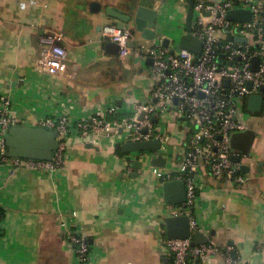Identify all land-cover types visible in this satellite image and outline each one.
<instances>
[{
	"label": "crops",
	"instance_id": "crops-1",
	"mask_svg": "<svg viewBox=\"0 0 264 264\" xmlns=\"http://www.w3.org/2000/svg\"><path fill=\"white\" fill-rule=\"evenodd\" d=\"M138 1L158 10V36L179 38L186 32L182 0H0V95L12 98L18 125L36 126L38 119L59 112L72 121L93 115L113 119L106 113L110 106L127 116L132 105L148 100L155 84L150 57L107 51L106 43L113 41L103 36L115 21L106 8L127 12ZM48 31L64 34L67 73L53 75L37 67L40 37ZM145 42L153 40L132 32L133 46ZM238 119L256 132L251 155L241 159L247 181L228 183L206 174L196 216L209 240L232 248L234 264H264V112L248 110V99H242ZM165 120L168 142L160 154L167 159L164 170L177 175L182 120L173 114ZM68 142L66 163L55 171L21 167L10 174L8 167L0 169L5 211L0 264H77L60 224L73 211L93 249L90 264H173L164 243L166 219L172 216L171 205L181 204L165 200L151 165L155 157L131 158L135 154L122 150V137L85 139L72 131ZM195 264L226 261L216 254Z\"/></svg>",
	"mask_w": 264,
	"mask_h": 264
},
{
	"label": "built area",
	"instance_id": "built-area-1",
	"mask_svg": "<svg viewBox=\"0 0 264 264\" xmlns=\"http://www.w3.org/2000/svg\"><path fill=\"white\" fill-rule=\"evenodd\" d=\"M182 2L186 17L187 3L185 0ZM238 9L250 10L252 20H229V11ZM217 32L224 33L226 38L218 37ZM192 33L203 43L200 54L180 48L178 38L165 35L157 36L151 44L145 42L135 47L130 45L132 32L129 29L105 27L103 36L118 43L122 56L154 59L151 68L155 84L148 100L132 105L127 116H118L117 107L112 105L106 113L113 115V119L93 115L72 121L66 112L38 119L36 126L59 133V148L52 160L9 155L6 137L11 126L18 125L19 121L13 114L14 102L10 95H0V169L8 167L10 174H14L21 167L45 171L62 168L66 163L72 131L85 139H96L100 135L114 141L121 137L122 141L158 139L162 143L159 150L137 152L131 156L151 161L166 148L168 135L164 122L167 115H176L182 120L184 133L179 173L175 175L160 166H154L153 171L161 186L172 180L185 183L186 201L179 206L171 205V213L172 216L187 215L193 234L186 239L165 237L164 243L173 255V264L205 262L216 254H221L226 264H234L231 247L223 248L213 240L193 245V235L197 231L206 232L196 216V201L206 174L228 183L243 185L247 181L241 172V162L233 160L237 153L231 147V138L234 133L247 129L238 119L240 101L259 93L264 86V0H194ZM231 35L246 40L234 41L229 39ZM166 38L169 44L164 46ZM63 40L61 32L48 31L41 35L43 49L37 64L40 70L53 75L68 72L69 54ZM220 55H223L222 62L218 61ZM254 57L260 58L258 69L253 67ZM227 80L229 84H226ZM250 82L253 83L252 88L249 87ZM142 113L144 116L140 119ZM4 214L0 204V226ZM76 217L75 211L67 213L60 224L66 240L75 248L77 264H90L93 249L78 228Z\"/></svg>",
	"mask_w": 264,
	"mask_h": 264
},
{
	"label": "water",
	"instance_id": "water-1",
	"mask_svg": "<svg viewBox=\"0 0 264 264\" xmlns=\"http://www.w3.org/2000/svg\"><path fill=\"white\" fill-rule=\"evenodd\" d=\"M187 3V11L185 17L186 32L181 35L179 40V47L190 50L196 54H200L203 50L202 41L194 36L192 33L193 18H194V0H185ZM96 5V4H95ZM94 5V6H95ZM101 5L98 3L97 5ZM127 12H121L114 7L108 6L106 8V15L113 18L115 21L111 23L113 26L120 30L129 29L131 32H140L142 37L146 40H154L158 36L156 30V21L158 18V10L152 6L143 4L138 1L134 4H129ZM227 18L235 22H250L252 20V12L248 9H238L229 11ZM229 31V29H226ZM239 31V29H237ZM229 39L234 41H245V38L231 35ZM169 44V39H165L164 46ZM130 45L132 43L130 42ZM106 50L112 48L114 53H118L120 47L116 42L106 43ZM111 51V52H112ZM223 55L218 58L222 62ZM154 59L149 58L148 62L153 64ZM260 62L259 57L253 58V67L258 69ZM229 80L226 84H229ZM253 83H249L252 88ZM248 110L254 113L264 112V86L260 88L259 93H253L248 97ZM142 113L140 119H142ZM156 122L158 119H154ZM146 131V130H145ZM59 133L57 131L49 130L44 127L31 126V125H15L11 126L9 134L6 137V145L9 155L11 157H21L36 160H52L54 152L59 148ZM256 132L253 129H246L245 131L236 132L231 138V147L238 152L237 156L233 158L235 162H241L243 157H248L252 153L254 146ZM161 141L152 139L149 141H131L127 140L122 144V150L126 154L144 152V151H157L161 148ZM167 163L166 157L159 154L151 161V165L164 167ZM138 167H142V162L135 163ZM260 164L263 165L262 162ZM247 165L241 166V171L247 169ZM163 192L165 200L168 203L181 204L186 201V186L181 180L166 181L163 184ZM166 232L170 239H186L190 238L193 234L190 226V218L187 215L169 216L166 219ZM193 245L206 243L209 237L203 232L197 231L193 235Z\"/></svg>",
	"mask_w": 264,
	"mask_h": 264
},
{
	"label": "rangeland",
	"instance_id": "rangeland-1",
	"mask_svg": "<svg viewBox=\"0 0 264 264\" xmlns=\"http://www.w3.org/2000/svg\"><path fill=\"white\" fill-rule=\"evenodd\" d=\"M216 34H217L218 37L226 38V35L224 33H222V32H217ZM146 164H148V163L146 162Z\"/></svg>",
	"mask_w": 264,
	"mask_h": 264
},
{
	"label": "trees",
	"instance_id": "trees-1",
	"mask_svg": "<svg viewBox=\"0 0 264 264\" xmlns=\"http://www.w3.org/2000/svg\"><path fill=\"white\" fill-rule=\"evenodd\" d=\"M122 152V151H121Z\"/></svg>",
	"mask_w": 264,
	"mask_h": 264
}]
</instances>
